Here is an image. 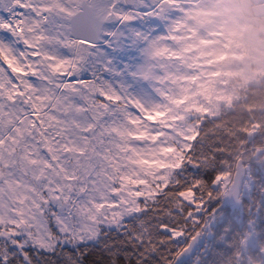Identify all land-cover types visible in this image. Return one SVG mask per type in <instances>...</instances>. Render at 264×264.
Listing matches in <instances>:
<instances>
[{"label":"snow or ice","instance_id":"1","mask_svg":"<svg viewBox=\"0 0 264 264\" xmlns=\"http://www.w3.org/2000/svg\"><path fill=\"white\" fill-rule=\"evenodd\" d=\"M193 7L0 0V264H264V106Z\"/></svg>","mask_w":264,"mask_h":264},{"label":"rangeland","instance_id":"2","mask_svg":"<svg viewBox=\"0 0 264 264\" xmlns=\"http://www.w3.org/2000/svg\"><path fill=\"white\" fill-rule=\"evenodd\" d=\"M254 1L251 11V4L241 0H193L186 23L219 41L197 49L218 57L208 69L220 73L214 78L217 94L235 95L241 83L264 77V18L254 15L264 16V1ZM213 33L222 35L213 37Z\"/></svg>","mask_w":264,"mask_h":264},{"label":"trees","instance_id":"3","mask_svg":"<svg viewBox=\"0 0 264 264\" xmlns=\"http://www.w3.org/2000/svg\"><path fill=\"white\" fill-rule=\"evenodd\" d=\"M241 1L250 3V9L252 11V6L254 5V2H252L251 0ZM254 15L260 18H264V16L261 15ZM236 88L237 92L235 95L238 96L242 100V102L250 104L254 107L264 106V77H261L253 82H246L245 84L243 82L240 86Z\"/></svg>","mask_w":264,"mask_h":264}]
</instances>
